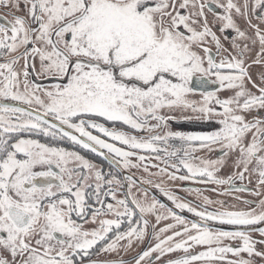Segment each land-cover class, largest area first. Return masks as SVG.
I'll use <instances>...</instances> for the list:
<instances>
[{
  "label": "snow or ice",
  "instance_id": "snow-or-ice-1",
  "mask_svg": "<svg viewBox=\"0 0 264 264\" xmlns=\"http://www.w3.org/2000/svg\"><path fill=\"white\" fill-rule=\"evenodd\" d=\"M0 13V264H264V0Z\"/></svg>",
  "mask_w": 264,
  "mask_h": 264
},
{
  "label": "flooded vegetation",
  "instance_id": "flooded-vegetation-1",
  "mask_svg": "<svg viewBox=\"0 0 264 264\" xmlns=\"http://www.w3.org/2000/svg\"><path fill=\"white\" fill-rule=\"evenodd\" d=\"M0 14H2V13H0ZM183 123H184V126L183 127L177 128L175 130H183V131H201V130H204V129H202V127L199 124H196V123L190 124V123H187V122H183ZM151 170L152 171H155V169H151ZM129 174H134L137 177H141L142 171L132 170V172L129 173ZM181 183H183L184 186H189V184H190V182H177L176 184L172 185V187L178 188V186ZM236 183L239 184L240 181H237ZM244 183L247 184V181H245ZM192 186H197V185H192ZM198 187L204 188L205 186H198ZM207 187L208 188H211V187H215V186L214 185H209ZM226 187L227 186H222L217 191H223ZM248 187L251 188L252 185H248ZM180 195L183 196V195H185V193L181 192ZM204 195L209 196V198H211V199L223 200L228 205H235L236 207H244V205L242 204V201L243 200H245V199H249V200L253 199V197L250 196L249 193H247V192H242V193H228L226 195L220 196V195H217V193L210 192V191H205L204 192ZM235 196H239L240 197V200L233 199V197H235ZM188 199L189 200H192V199H194V197L188 196ZM184 215L190 216V214H187V213H184ZM253 235H257V234L256 233H253ZM168 258L169 257H165V259H168Z\"/></svg>",
  "mask_w": 264,
  "mask_h": 264
},
{
  "label": "rangeland",
  "instance_id": "rangeland-1",
  "mask_svg": "<svg viewBox=\"0 0 264 264\" xmlns=\"http://www.w3.org/2000/svg\"><path fill=\"white\" fill-rule=\"evenodd\" d=\"M190 124H192V123H190ZM121 256H123V258L125 259V260H128V259H130V256H131V253H128V254H125V253H121Z\"/></svg>",
  "mask_w": 264,
  "mask_h": 264
}]
</instances>
